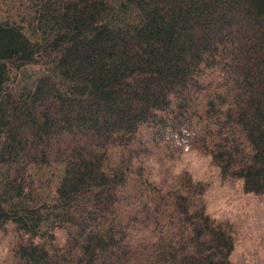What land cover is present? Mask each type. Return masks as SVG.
<instances>
[{
	"label": "trees",
	"instance_id": "1",
	"mask_svg": "<svg viewBox=\"0 0 264 264\" xmlns=\"http://www.w3.org/2000/svg\"><path fill=\"white\" fill-rule=\"evenodd\" d=\"M188 151L264 193V0H0L16 264H233Z\"/></svg>",
	"mask_w": 264,
	"mask_h": 264
},
{
	"label": "rangeland",
	"instance_id": "2",
	"mask_svg": "<svg viewBox=\"0 0 264 264\" xmlns=\"http://www.w3.org/2000/svg\"><path fill=\"white\" fill-rule=\"evenodd\" d=\"M178 167L204 184L206 211L234 228L232 263L264 264V193L245 192L240 179L221 176L209 156L199 152L184 153ZM19 237L10 222L0 228V264H16L14 245Z\"/></svg>",
	"mask_w": 264,
	"mask_h": 264
}]
</instances>
